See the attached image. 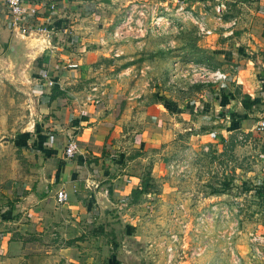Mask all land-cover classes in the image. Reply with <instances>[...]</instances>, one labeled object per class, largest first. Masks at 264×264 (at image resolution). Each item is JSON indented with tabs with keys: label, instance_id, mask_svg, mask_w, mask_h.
Returning <instances> with one entry per match:
<instances>
[{
	"label": "rangeland",
	"instance_id": "374dc122",
	"mask_svg": "<svg viewBox=\"0 0 264 264\" xmlns=\"http://www.w3.org/2000/svg\"><path fill=\"white\" fill-rule=\"evenodd\" d=\"M217 1L111 0L109 11L93 21L105 36L98 47L105 55L91 65L87 79L73 86L79 91L94 86L98 100L100 91L109 87L122 102L129 101L128 123L121 130L128 135L116 148L121 158L109 159L126 167L120 177L139 184L129 195L110 197L109 224L120 247L114 254L119 263L123 256L128 264H264L263 131L237 132L239 139L234 134L195 145L178 132L174 141L154 150L148 141L134 137L155 123L154 105L185 98L199 102V95L212 91L214 84L201 78L196 67L231 71L234 41L221 37L218 29L202 36L195 25L201 17L214 24L212 6ZM226 6L224 20L235 11L232 0ZM7 30L0 26V234L8 231L6 222L19 219L6 214L35 178L33 146L27 143L26 149L20 142L28 135L35 107L31 87L40 83L32 81L29 70L27 78L19 75L23 63L7 60L9 42L24 44L27 36Z\"/></svg>",
	"mask_w": 264,
	"mask_h": 264
},
{
	"label": "crops",
	"instance_id": "0c3cea01",
	"mask_svg": "<svg viewBox=\"0 0 264 264\" xmlns=\"http://www.w3.org/2000/svg\"><path fill=\"white\" fill-rule=\"evenodd\" d=\"M28 1L37 6V14L35 20L21 26L27 36L22 35L26 42L21 44L23 64L18 72L27 78L29 70L32 81L40 82L31 87L35 107L27 127L28 142L24 138L33 146L35 178L24 185L26 192L6 214L19 219L6 222L8 231L0 234V264H128L123 256L119 263L114 255L120 247L113 240L114 226L109 224L113 216L110 197L129 195L139 184L126 175L120 177L118 173H124L126 167L109 158H121L116 148L128 135L121 130L128 123L129 101L122 102L116 90L105 87L98 104L91 105L84 98L93 86L87 91L73 86L87 79L91 65L105 55L98 48L105 36L93 21L109 11L111 0ZM222 2L226 4V0ZM232 2L236 27L229 37L236 48L230 54L231 71L225 72L228 81L214 85L211 92L204 91L199 102L185 98L182 103L154 105L155 123L134 134L135 139L148 141L154 150L182 132L191 144H203L211 138L248 132L264 120V0ZM51 4L52 12L48 9ZM39 24L46 32L34 34L32 30ZM0 26L21 36L20 28L4 20L1 0ZM60 29L66 33L64 43L59 41ZM46 33L50 34L48 40ZM65 63L76 68H66ZM44 73L46 78L41 79ZM46 81L53 87H46ZM250 117L256 120L249 121ZM70 140L77 151L68 160L63 149ZM104 165L109 168L97 169ZM60 189L67 199L55 206L53 198Z\"/></svg>",
	"mask_w": 264,
	"mask_h": 264
},
{
	"label": "built area",
	"instance_id": "2783aa9c",
	"mask_svg": "<svg viewBox=\"0 0 264 264\" xmlns=\"http://www.w3.org/2000/svg\"><path fill=\"white\" fill-rule=\"evenodd\" d=\"M3 12H4V19H7L6 21H10L13 27H17V29L21 30L22 25H25L28 21L35 20L36 14H37V6L35 4H30L28 0H1ZM49 11L54 10V5H48ZM212 12H213V21L214 24H206L205 18H199L197 21H195L196 29L198 34L202 36H210L213 34V31L218 29L221 32V37H229L232 35L233 30L236 27V19L234 17L228 18V20H224L223 15L228 13V7L226 6L225 2L217 1L212 6ZM17 23H24V24H17ZM42 24L37 25V27H34L35 29L32 30L33 33H42L46 32L42 26ZM35 26V25H34ZM23 31V29H22ZM30 31V32H32ZM50 33H46L45 36H52V29H50ZM58 34H60L59 41L64 43L65 42V32L60 29L58 31ZM66 68L74 69L76 68L75 64L71 63H65ZM196 70L200 72L201 78H206L207 82L214 84V85H222L225 84L228 81V76L220 71H208L203 68L196 67ZM41 79H45V73L41 74ZM46 87H53L52 82H45L44 84ZM97 89L93 86V88L90 89V92L87 93L85 96V101L91 105H97L98 104V96L96 95ZM250 131H263L264 132V120L257 121ZM242 133V132H239ZM236 133V138H240L241 134ZM204 150V148H203ZM76 145L73 143V141H68L63 149V155L66 159H72L73 156L76 154ZM67 196L63 189L58 190L53 198V202L55 206H60L66 202ZM150 199V198H149ZM151 200V199H150Z\"/></svg>",
	"mask_w": 264,
	"mask_h": 264
},
{
	"label": "water",
	"instance_id": "95a60500",
	"mask_svg": "<svg viewBox=\"0 0 264 264\" xmlns=\"http://www.w3.org/2000/svg\"><path fill=\"white\" fill-rule=\"evenodd\" d=\"M5 56L13 65H18L22 62L23 48L18 39L9 42Z\"/></svg>",
	"mask_w": 264,
	"mask_h": 264
},
{
	"label": "trees",
	"instance_id": "16d2710c",
	"mask_svg": "<svg viewBox=\"0 0 264 264\" xmlns=\"http://www.w3.org/2000/svg\"><path fill=\"white\" fill-rule=\"evenodd\" d=\"M24 138H26V140L28 139L26 135H25ZM21 140H22V142H20V143H21L22 147L23 148H27L28 147V144L26 143V141L24 139H21ZM27 142H28V140H27Z\"/></svg>",
	"mask_w": 264,
	"mask_h": 264
}]
</instances>
